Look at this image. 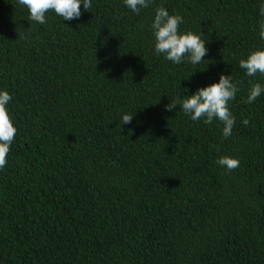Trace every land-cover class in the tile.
Returning a JSON list of instances; mask_svg holds the SVG:
<instances>
[{"label":"trees","instance_id":"16d2710c","mask_svg":"<svg viewBox=\"0 0 264 264\" xmlns=\"http://www.w3.org/2000/svg\"><path fill=\"white\" fill-rule=\"evenodd\" d=\"M262 4L154 0L136 14L93 0L78 20L38 24L0 0V89L17 128L0 170V264H264V95L246 103L264 79L239 67L264 48ZM159 6L206 42L199 65L155 54ZM220 74L239 88L229 138L164 110ZM122 113L135 116L119 127Z\"/></svg>","mask_w":264,"mask_h":264},{"label":"clouds","instance_id":"9594fccd","mask_svg":"<svg viewBox=\"0 0 264 264\" xmlns=\"http://www.w3.org/2000/svg\"><path fill=\"white\" fill-rule=\"evenodd\" d=\"M153 2L154 0H123L124 6L136 14L142 9L149 8ZM17 4L27 9L30 20L45 24L49 12L60 17L62 21L78 20L82 15L81 7L83 11L88 12L93 6V0H17ZM259 14L264 16V4L261 5ZM183 23V16L170 14L163 6L157 7L150 23L154 52L175 65L182 63L199 65L204 61L203 57L208 51L206 42L192 31H180V25ZM259 28L260 39L264 40V21L260 23ZM239 67L244 70L245 75L251 77V80L256 78L263 80L264 48L259 49V46H256L254 51L239 61ZM202 85L194 87L191 95L176 97L165 105L164 110L171 112L179 107L188 119L202 120L205 125H211L216 121L222 125V137L227 139L232 135L236 124V117L230 111L229 104L235 100L239 91L237 82L233 80L231 74L227 76L220 74L218 82L204 87H201ZM262 95H264V84L253 83L248 91L246 103L252 104ZM12 99L13 95L9 91L0 89V170H3L7 164L6 158L17 132L8 109ZM135 113H122L119 127L130 124ZM241 122L247 126L250 121L243 119ZM215 164L231 172L239 167L240 161L230 156H220L215 160Z\"/></svg>","mask_w":264,"mask_h":264}]
</instances>
